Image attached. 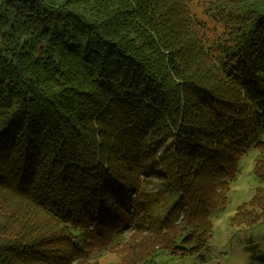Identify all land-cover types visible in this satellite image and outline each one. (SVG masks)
<instances>
[{
  "label": "trees",
  "instance_id": "1",
  "mask_svg": "<svg viewBox=\"0 0 264 264\" xmlns=\"http://www.w3.org/2000/svg\"><path fill=\"white\" fill-rule=\"evenodd\" d=\"M194 1L0 0V264L203 261L250 148L264 219V0Z\"/></svg>",
  "mask_w": 264,
  "mask_h": 264
},
{
  "label": "rangeland",
  "instance_id": "2",
  "mask_svg": "<svg viewBox=\"0 0 264 264\" xmlns=\"http://www.w3.org/2000/svg\"><path fill=\"white\" fill-rule=\"evenodd\" d=\"M190 9L195 20L202 25L201 32L205 34L211 49L214 50L220 40L223 26H220L211 13L206 11L203 0L192 2ZM256 156L257 150L250 148L240 157L236 178L230 186L226 203L210 211L212 233L209 239V251L203 261H195L194 264H264V219L248 228L231 227L228 222L236 208L247 202L253 195L255 187L259 185L258 178L253 172ZM175 198V193L166 191L162 197L164 204L156 210L155 218H161ZM126 221L127 218L123 219L122 224L124 225ZM156 223L159 224V221ZM129 227L125 228L127 230L123 233L120 245L112 247L108 252L94 255L93 260H97L100 264H122L120 262L122 256L132 257L126 249L133 231ZM136 257L133 256L134 259Z\"/></svg>",
  "mask_w": 264,
  "mask_h": 264
}]
</instances>
